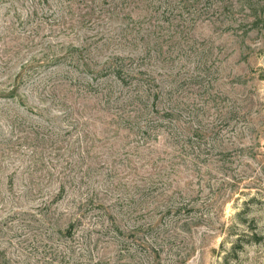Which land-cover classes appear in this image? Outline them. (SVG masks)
<instances>
[{"label":"rangeland","instance_id":"374dc122","mask_svg":"<svg viewBox=\"0 0 264 264\" xmlns=\"http://www.w3.org/2000/svg\"><path fill=\"white\" fill-rule=\"evenodd\" d=\"M0 264H264V0H0Z\"/></svg>","mask_w":264,"mask_h":264},{"label":"trees","instance_id":"16d2710c","mask_svg":"<svg viewBox=\"0 0 264 264\" xmlns=\"http://www.w3.org/2000/svg\"><path fill=\"white\" fill-rule=\"evenodd\" d=\"M114 74L116 75V77H117L118 79H122V76H121L122 74H121V71L119 70V68H116ZM71 226H73V224H71L70 227H71Z\"/></svg>","mask_w":264,"mask_h":264}]
</instances>
